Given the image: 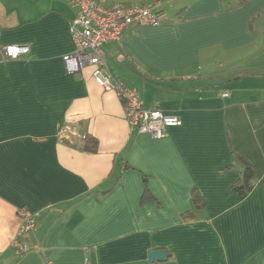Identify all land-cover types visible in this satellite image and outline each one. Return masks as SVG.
I'll return each mask as SVG.
<instances>
[{
	"label": "crops",
	"instance_id": "1",
	"mask_svg": "<svg viewBox=\"0 0 264 264\" xmlns=\"http://www.w3.org/2000/svg\"><path fill=\"white\" fill-rule=\"evenodd\" d=\"M104 2L161 16L104 57L181 124L140 133L90 65L68 69L70 2L0 0L1 42L29 48L0 61V264H264V0ZM22 207L37 227L18 235ZM15 238L40 248L19 253Z\"/></svg>",
	"mask_w": 264,
	"mask_h": 264
},
{
	"label": "built area",
	"instance_id": "2",
	"mask_svg": "<svg viewBox=\"0 0 264 264\" xmlns=\"http://www.w3.org/2000/svg\"><path fill=\"white\" fill-rule=\"evenodd\" d=\"M67 1L76 10L72 23L75 51L64 57L68 69L80 72L84 66L90 65L97 84L106 90L115 91L122 100L126 118L134 130L161 137L167 133L168 128L179 126L181 120L177 115L165 113L159 108L144 107L140 94L134 88L113 77L104 57V45L119 42L127 27L157 25L161 21V16L146 5L122 2L106 4L104 0ZM28 50L26 45L2 43L0 32V61L21 57ZM19 216L21 224L18 235L36 229L37 222L33 212L22 207ZM12 246L19 253L31 247L40 248L38 243L31 245L17 238L13 239ZM47 263L52 264L50 261ZM84 264L91 263L86 261Z\"/></svg>",
	"mask_w": 264,
	"mask_h": 264
},
{
	"label": "trees",
	"instance_id": "3",
	"mask_svg": "<svg viewBox=\"0 0 264 264\" xmlns=\"http://www.w3.org/2000/svg\"><path fill=\"white\" fill-rule=\"evenodd\" d=\"M247 0H238V5L245 3ZM93 143V147H89L90 149L95 148V140L93 138H88V144ZM91 146V145H88ZM253 180H254V171L252 169V166L249 163H246V166L244 170L241 173V176L238 180V182L234 185V189L238 191L239 193H245L248 192L253 187ZM195 204L196 206H201L202 203L198 198H195Z\"/></svg>",
	"mask_w": 264,
	"mask_h": 264
},
{
	"label": "water",
	"instance_id": "4",
	"mask_svg": "<svg viewBox=\"0 0 264 264\" xmlns=\"http://www.w3.org/2000/svg\"><path fill=\"white\" fill-rule=\"evenodd\" d=\"M168 253L165 249H153L149 251L150 261L154 260H164L167 257Z\"/></svg>",
	"mask_w": 264,
	"mask_h": 264
}]
</instances>
